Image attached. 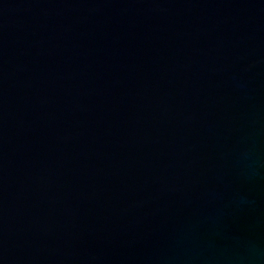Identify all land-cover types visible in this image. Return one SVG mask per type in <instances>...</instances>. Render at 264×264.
<instances>
[{
    "label": "water",
    "instance_id": "obj_1",
    "mask_svg": "<svg viewBox=\"0 0 264 264\" xmlns=\"http://www.w3.org/2000/svg\"><path fill=\"white\" fill-rule=\"evenodd\" d=\"M0 264H264V0H0Z\"/></svg>",
    "mask_w": 264,
    "mask_h": 264
}]
</instances>
